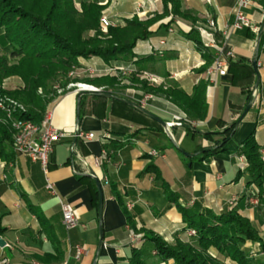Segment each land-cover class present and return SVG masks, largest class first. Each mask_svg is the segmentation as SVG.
I'll return each mask as SVG.
<instances>
[{
	"label": "crops",
	"instance_id": "1",
	"mask_svg": "<svg viewBox=\"0 0 264 264\" xmlns=\"http://www.w3.org/2000/svg\"><path fill=\"white\" fill-rule=\"evenodd\" d=\"M138 5L143 18L163 11L162 0H119L106 12L123 25ZM235 6L236 0H180V11L186 15L174 16L169 12L156 20L149 27L150 36L134 46L130 60L104 62L96 56L78 59L80 69L88 66L103 71L105 65L134 63L149 57L138 74L149 73L165 87L191 94L199 80L207 79L205 72L198 71L204 63L201 53L187 37L191 29L198 32L197 27H205L213 19L216 30L205 38L223 44L233 53L229 60L232 66L228 65L226 74L213 75V83L207 82L208 111L203 120L190 119L164 93L157 91L149 94L144 105L137 106L155 114L162 122L98 92L81 91L80 99L75 91L55 97L44 116H49L53 126L69 133L54 145L49 156L47 177L55 194L44 188L46 176L39 163L16 153L13 146L12 160L0 158V227L3 228L0 236L6 242L0 246V257H7L9 264H128L131 249L137 244L144 251L146 264H174L173 260L162 261L153 254L154 247L144 240L143 231H153L169 242L193 243L195 237L188 233L177 206L165 197L161 181L153 173H143L149 162L157 166L162 180L177 195L181 206L198 205L221 214L229 210L228 201L235 199L232 207L250 220L264 241V199L258 205L250 203V193L256 187L250 183L247 171L239 170L242 161L237 153L242 140L253 132L264 156V0H253L246 10L257 32L247 28L232 31L222 41L220 31L231 23ZM198 35L200 40L204 38L200 32ZM160 40L164 44H159ZM254 58L256 71L252 67ZM13 81L16 87H21L18 78L14 77ZM160 83H148V86L162 88ZM104 87L107 86H100ZM254 87L258 90L257 97L249 95ZM110 89L113 94L121 91L117 86ZM126 90H135L138 96L145 93L136 86ZM174 114L186 116L195 133L186 134L182 123L169 126ZM233 122L236 125L223 152L202 161L187 162L182 151L190 155L199 147L211 146ZM75 130L93 133L94 137H75ZM196 131L217 134L206 138ZM104 134L109 137L107 141L101 139ZM109 141L124 144L114 149ZM152 150L158 156L151 155ZM95 157L100 159L98 166L94 164ZM91 171L99 179L103 193L101 218L96 206L95 183L89 176ZM61 200L72 205L83 226L69 230L64 227ZM29 205L42 212L44 225ZM76 244L88 248V253L79 260L73 258ZM241 249L249 254L252 264L264 263L259 243L247 240ZM210 254L226 264H236L214 248Z\"/></svg>",
	"mask_w": 264,
	"mask_h": 264
},
{
	"label": "trees",
	"instance_id": "2",
	"mask_svg": "<svg viewBox=\"0 0 264 264\" xmlns=\"http://www.w3.org/2000/svg\"><path fill=\"white\" fill-rule=\"evenodd\" d=\"M162 4V14H155L146 21L140 22L134 17L124 21L123 25L109 27V39L84 40L82 34L87 29L98 28L102 6L95 1L82 3L79 13L72 0H0V47L10 46L11 48L9 56L0 55V80L9 75H18L23 80L24 86L9 94L33 110L27 111L24 117L23 114H19L20 117L39 124L51 99L39 95L38 88L41 87L47 93H51L47 90L49 82L54 80L59 71L65 72L72 66L80 67L79 58L96 56L104 62L130 60L134 46L139 40L150 36L149 27L156 20L169 12L174 16L186 15L180 11V0H162ZM187 37L194 41L204 60L198 71L205 72L212 63L213 52L203 47L198 32L194 29L189 31ZM8 57L19 58V61L17 64L10 65ZM147 59L149 57L140 58L134 62V65L137 66L136 73L143 70L142 63ZM231 66L232 64L229 65V67ZM141 83L146 90L164 93L190 119L203 120L206 118L208 105L205 95V80H199L191 94H186L175 87L151 88L144 80ZM249 92L251 95L252 88ZM182 124H184L186 134L195 133L190 122L185 120ZM235 125L236 122H233L225 127L221 131L223 137L211 146L199 147L195 153L186 156L187 162L194 159L202 161L207 156L223 152V146L231 137ZM196 132L206 138L217 134L215 132ZM12 134L10 125L0 122V158L6 161L13 159ZM109 143L114 149L124 144L111 141ZM260 149L261 146L256 142L254 134L251 132L242 140L237 153L239 152L247 160L246 171L250 183H254L258 188L261 201L264 199V160H262ZM182 153L185 155L184 151ZM148 172L153 173L156 180L161 181L165 197L177 206L185 226L195 231V242L176 240L175 243L170 244L153 231L144 230V240L153 245L162 261L172 259L174 264H225L210 254V249L214 248L220 255L236 264H252L253 261L249 254L241 249V245L247 240L259 243L260 250L264 252V241L249 219L235 210L216 214L212 210L201 208L198 205L181 206L178 203L177 195L162 180L159 169L153 162H149L143 171V173ZM94 183L95 195H97L96 206H98V190L95 181ZM20 194L23 196L21 192ZM121 204L126 211L123 203ZM29 209L44 225L45 218L42 212L33 205H29ZM2 231L3 228L0 227V232ZM143 254V249L132 248L128 264H146Z\"/></svg>",
	"mask_w": 264,
	"mask_h": 264
},
{
	"label": "built area",
	"instance_id": "3",
	"mask_svg": "<svg viewBox=\"0 0 264 264\" xmlns=\"http://www.w3.org/2000/svg\"><path fill=\"white\" fill-rule=\"evenodd\" d=\"M117 1V0H113ZM253 0H236V6L233 10V19L231 23L227 24L221 31L222 41L227 37V35L232 31H239L242 29H250L254 32H257V28L252 24L251 20L246 14V10L252 5ZM137 12H141V6L138 5L136 9ZM100 27L102 30H107L108 27L119 25L117 22L113 21L111 17L107 15H102L99 19ZM216 30V23L213 19H209L207 21V29H200L201 36L204 38L201 39V43L203 47L212 50L213 52V60L210 66L205 71L207 80L209 83H213V75H225L227 72V68L229 65V60L232 58V51L226 49L223 44H219L214 40H208L205 38V35H212V31ZM169 31H172L171 29ZM221 41V42H222ZM220 42V43H221ZM159 44H164L163 40L159 41ZM150 48H156L153 45H149ZM157 49V48H156ZM91 68V67H89ZM109 68V69H107ZM105 70L110 71H122L127 73L136 72L134 65L128 63L126 65H119L115 67H107ZM82 70L86 69L85 67L81 68ZM88 69V68H87ZM94 69L95 68H91ZM142 76H147L148 78L155 79V77L149 73H142ZM80 88H88L93 89L91 86L89 87H81ZM251 95L254 97L258 96V90L256 87L252 88ZM149 98L146 95L141 100V105H144L146 99ZM182 117L180 115H172L171 121L169 125H174L180 121ZM12 137H13V150L16 153L24 154L30 158L33 162L39 163L41 166L42 172L46 176V182L44 188L51 194H55V190L53 187V183L47 177L49 170V156L53 151L54 145L61 141L62 139L69 136V133L59 129L52 125L49 116H44L39 124H36L28 119H18L17 117H12ZM73 136L75 137H85L91 139L94 137L93 133L84 132L81 130H75ZM108 135L104 134L101 136V139L107 141ZM106 154L105 151H103ZM153 156H158L157 151L152 150L150 152ZM94 164L98 166L100 164L99 158H94ZM129 206V205H128ZM61 207V215H62V223L64 227L69 230L76 228L77 226H83L80 222L79 216L76 211L72 207V205L65 201H60ZM194 234V231H191ZM88 253V248L82 244H76L73 247V258L75 260H79L82 256ZM0 264H9V260L7 257H0ZM37 264V263H32Z\"/></svg>",
	"mask_w": 264,
	"mask_h": 264
},
{
	"label": "rangeland",
	"instance_id": "4",
	"mask_svg": "<svg viewBox=\"0 0 264 264\" xmlns=\"http://www.w3.org/2000/svg\"><path fill=\"white\" fill-rule=\"evenodd\" d=\"M72 1H73L75 9L79 13L81 12L82 3L86 2V1H95L98 5L102 6V11H101L100 17L102 15H107L110 17V14L107 13L106 10L111 5H115L119 0H117V1H113V0H72ZM143 16H144L143 12L135 11L131 16H129L128 18H125L124 21L130 20L134 17H136L138 19V21H140V22H143V21H146L147 19H149V18H143ZM100 17H99V19H100ZM99 19H98V28L97 29H93V28L87 29L82 34V39L87 40V39L101 38V39L106 40V39L110 38L109 33H108L109 27L107 28L106 31L102 30V28L100 27ZM200 29H207V25L205 27H201V26L197 27L198 32H200ZM102 41H104V40H102ZM139 41H141V40H139ZM10 51H11L10 46L0 47V55L9 56ZM18 61H19V58L8 57V64H10V65L17 64ZM131 64L134 65L133 62H131ZM119 65H126V64L117 62V63L112 64V65H105V67L106 68L107 67L112 68V67L119 66ZM84 67L86 68L84 70L80 69L79 67L72 66L68 70H66L65 72L59 71L55 75L54 80L49 82L47 90H49L51 93H47L46 90L39 87L37 90L38 94L41 95L42 97H46L47 99L48 98L51 99L50 100V102H51L55 97L62 95V94L69 92V91H75L78 94L81 93V91H89V92H93V93L98 92V93L111 94L115 97H119V98L125 99L127 101H130L136 105H141V100L144 98V96H146V95L149 96V94L152 93V91L146 90L142 87L143 85H142L141 81L144 80L147 82V84L148 83H154V84L160 83V81L156 78L151 79V78H148L147 76H141V74H138L136 72L127 73V72H122L120 70H118V71H114V70L107 71V70H105L106 69L105 67H104L103 71H101V69L95 68V70H94V69L89 68L88 66H84ZM107 69H109V68H107ZM14 77L18 78L20 80L21 87L15 86L16 85L15 81H13ZM94 80H96V81H94ZM206 80L207 79H205V81ZM207 82H209V81H206V85H208ZM79 84L89 85L93 89L80 88L78 86ZM160 84H161V87L163 89H167V87H165L164 84H162V83H160ZM23 86H24V82L18 75H9V76L3 77L0 80V113H1L0 122L9 124L11 129H12V121H13L12 117L18 118L22 114L24 117L25 116L24 114L27 111H33L26 104L22 103L20 100H18L13 95L9 94L10 92H15V91H18L19 89H22ZM100 86H107V87H104L102 89V88H100ZM116 86H117V88L121 89V91L114 92V94H113L110 91L111 90L110 88L111 87L115 88ZM131 86H136L138 89L144 91L145 93L138 96L137 91H135V90H129V92H128L126 89L131 87ZM119 94H120V96H119ZM48 104H47V106H48ZM47 106H46V108H47ZM45 113H46V109L43 112V117H44ZM176 115H179V114H176ZM181 117H182V119L180 121H178V123H182L183 121H185L187 119L186 116H181ZM18 119L25 120V118H21V117ZM260 153H261V149H260ZM261 155H262V153H261ZM238 156L240 157V159L242 161V163L239 166V170L244 171L247 168V160L239 152H238ZM262 160H264V156H262ZM255 187H256V185H255ZM250 194H251L250 199H249L250 203L253 205H258L260 203V199H259L260 196L258 195V188L256 187V190L252 191ZM234 202H235V199H230L228 201V204L230 206L228 211H231V210L236 211V209L234 207H232L234 205ZM191 231H192V229H189L188 233L190 235L194 236L195 231L193 230L194 234H192ZM165 241L170 243V244H173V243H175L176 240L174 242H169L167 240H165ZM136 245L134 246V248L140 249V247H137ZM153 254H157V253L154 251ZM169 260H172V259H169ZM220 260L223 261L222 259H220Z\"/></svg>",
	"mask_w": 264,
	"mask_h": 264
},
{
	"label": "water",
	"instance_id": "5",
	"mask_svg": "<svg viewBox=\"0 0 264 264\" xmlns=\"http://www.w3.org/2000/svg\"><path fill=\"white\" fill-rule=\"evenodd\" d=\"M252 67L254 69V71H256V58H254L252 60ZM258 82H259V77L257 75V80H256V85H258ZM103 96H106L108 98H113V99H117L125 104H128L132 107H135L137 110L141 111L142 113H144L145 115H147L148 117L152 118L153 120H156V121H159V122H162L161 119L159 117H157L155 114L147 111L146 109L140 107V106H137L136 104L130 102V101H127L125 99H122V98H119V97H115L111 94H106V93H99ZM82 95V92L78 94V99H80ZM249 107V106H248ZM241 118V117H240ZM186 156H189V154L185 153ZM89 176L91 178H93V180L96 182V185H97V190H98V212H99V217L101 218V214H102V205H103V193H102V189H101V184H100V181L99 179L94 175V173L91 171L89 172ZM99 233H100V240L99 242H101V237H102V232H101V227H99ZM6 242L5 240L0 236V246L3 247L5 246Z\"/></svg>",
	"mask_w": 264,
	"mask_h": 264
},
{
	"label": "bare ground",
	"instance_id": "6",
	"mask_svg": "<svg viewBox=\"0 0 264 264\" xmlns=\"http://www.w3.org/2000/svg\"><path fill=\"white\" fill-rule=\"evenodd\" d=\"M81 87H89V86H87V85H80Z\"/></svg>",
	"mask_w": 264,
	"mask_h": 264
}]
</instances>
